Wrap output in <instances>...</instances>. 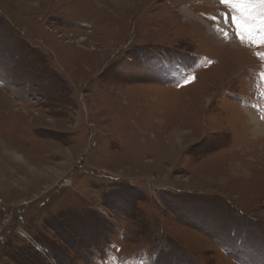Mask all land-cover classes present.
<instances>
[{"label": "rangeland", "instance_id": "obj_1", "mask_svg": "<svg viewBox=\"0 0 264 264\" xmlns=\"http://www.w3.org/2000/svg\"><path fill=\"white\" fill-rule=\"evenodd\" d=\"M236 14L0 0V264H264V43Z\"/></svg>", "mask_w": 264, "mask_h": 264}, {"label": "snow or ice", "instance_id": "obj_2", "mask_svg": "<svg viewBox=\"0 0 264 264\" xmlns=\"http://www.w3.org/2000/svg\"><path fill=\"white\" fill-rule=\"evenodd\" d=\"M219 3L230 6L237 13L233 15L232 23L236 26L241 43L245 37L255 40L257 30L260 32V42L264 43V7L255 12L257 5L264 6V0H255V3L253 0H219Z\"/></svg>", "mask_w": 264, "mask_h": 264}, {"label": "bare ground", "instance_id": "obj_3", "mask_svg": "<svg viewBox=\"0 0 264 264\" xmlns=\"http://www.w3.org/2000/svg\"><path fill=\"white\" fill-rule=\"evenodd\" d=\"M208 3H211V2H208ZM259 126H260V125H259ZM256 127H257V126H256ZM257 128H258V127H257ZM263 128H264V127H263ZM263 128H262V129H263ZM255 129H256V128H255ZM258 130H259V128H258ZM257 134H258V133H257Z\"/></svg>", "mask_w": 264, "mask_h": 264}]
</instances>
